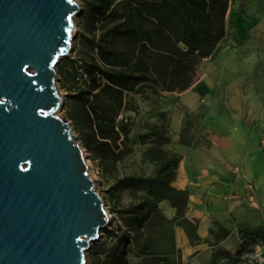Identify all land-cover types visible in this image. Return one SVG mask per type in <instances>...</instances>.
Here are the masks:
<instances>
[{
    "label": "water",
    "instance_id": "water-1",
    "mask_svg": "<svg viewBox=\"0 0 264 264\" xmlns=\"http://www.w3.org/2000/svg\"><path fill=\"white\" fill-rule=\"evenodd\" d=\"M75 0H0V264H87L110 224L84 150L59 112Z\"/></svg>",
    "mask_w": 264,
    "mask_h": 264
},
{
    "label": "trees",
    "instance_id": "trees-1",
    "mask_svg": "<svg viewBox=\"0 0 264 264\" xmlns=\"http://www.w3.org/2000/svg\"><path fill=\"white\" fill-rule=\"evenodd\" d=\"M230 1L97 0L90 5L92 24H100L98 39L91 41L97 57L70 66L75 75L90 78L89 88L79 96H85L89 104L92 134L85 142L96 159L116 165L132 152L118 144L122 136H129L126 125L119 122L129 94L144 89L156 94L183 93L201 78L204 60L213 57L226 35ZM64 70L58 67L60 74ZM159 130L157 126L153 133L162 145L169 144V135L164 137ZM159 152L154 158L149 151L143 154L144 159L160 165L155 176L130 175L117 180L118 186L139 196L118 211L124 225L107 229L106 240L93 246L94 264H132L130 254L140 259L134 264H181L176 228H185L197 239L196 226L185 218L188 193L171 186L180 158L172 152ZM163 200L176 208L173 219L161 213ZM245 236L249 246L264 241V225L246 229ZM110 240H116L111 247Z\"/></svg>",
    "mask_w": 264,
    "mask_h": 264
},
{
    "label": "rangeland",
    "instance_id": "rangeland-1",
    "mask_svg": "<svg viewBox=\"0 0 264 264\" xmlns=\"http://www.w3.org/2000/svg\"><path fill=\"white\" fill-rule=\"evenodd\" d=\"M80 3L82 11L76 17L77 30L72 42V53L69 57L62 58L57 66L59 76L58 86L64 97V106L59 115L70 123L72 132L77 136L78 142L84 150L90 176L93 178L97 192L104 200V206L109 214L110 224L102 231V240L107 238L108 231L124 225L121 214L118 211L128 208L136 202L139 195L130 189H124L117 185V180L126 176H155L160 169L157 162L144 159L143 154L149 151L150 158L158 155L159 151H167L166 145H162L159 136L153 133L155 127L160 128V133L167 137L169 135V120L167 116H161L162 102L167 97L166 93H158L150 89H144L141 93L129 94L127 107L122 111L119 122L126 125L129 136L118 142L122 149L132 152L118 161L116 165L112 162H102L96 159L94 153L89 149L85 138L92 134V128L87 111L89 104L85 96H79L82 91L90 86V78L86 75H75L70 64L75 62L81 65L82 60L90 61L96 58V50L91 42L98 39L100 35V24H92L90 5L97 0H75ZM253 17L255 24L252 28L244 29L240 18ZM247 43L243 49L244 43ZM120 41L118 42V44ZM220 53L225 54L228 62L240 60L239 68L250 75L247 89L253 93L249 98L240 100L242 117L247 124L258 126L264 131V0H231L226 15V35L219 42L217 51L213 55L215 59ZM234 63V62H233ZM202 64V73H203ZM234 65V64H233ZM63 67L64 73L60 74L58 67ZM237 68V67H236ZM80 73H82L80 71ZM189 120H185L183 139L185 142L198 141L207 143L203 131L193 132ZM122 140H124L123 143ZM89 162V163H88ZM106 168V171L103 169ZM255 191V188L253 189ZM264 206L259 205L257 215L259 218L255 223L264 221ZM256 225L234 227L229 230L216 223L215 230L211 231L209 249L207 250L203 264H264V241L247 245L245 236L246 229H253ZM116 240L109 241V247ZM94 244V245H95ZM93 245V246H94ZM246 247V248H245ZM93 248V247H92ZM92 250V249H91ZM91 250L87 252V264H94ZM130 263L140 261L134 254L129 255Z\"/></svg>",
    "mask_w": 264,
    "mask_h": 264
},
{
    "label": "crops",
    "instance_id": "crops-1",
    "mask_svg": "<svg viewBox=\"0 0 264 264\" xmlns=\"http://www.w3.org/2000/svg\"><path fill=\"white\" fill-rule=\"evenodd\" d=\"M240 22L244 29L255 24L253 17ZM242 64H227L223 53L207 58L201 78L190 89L166 93L162 102L161 112L169 120L167 149L180 158L171 186L188 193L185 218L196 226V240L185 228H176L181 264H203L216 223L229 230L264 225L254 222L259 205L264 206V131L238 113L239 99L253 96L247 89L251 77L239 68ZM186 119L193 132H204L207 143L182 142ZM159 208L169 219L176 216L168 200Z\"/></svg>",
    "mask_w": 264,
    "mask_h": 264
},
{
    "label": "bare ground",
    "instance_id": "bare-ground-1",
    "mask_svg": "<svg viewBox=\"0 0 264 264\" xmlns=\"http://www.w3.org/2000/svg\"><path fill=\"white\" fill-rule=\"evenodd\" d=\"M89 163V162H88ZM110 218H112V216H109Z\"/></svg>",
    "mask_w": 264,
    "mask_h": 264
},
{
    "label": "built area",
    "instance_id": "built-area-1",
    "mask_svg": "<svg viewBox=\"0 0 264 264\" xmlns=\"http://www.w3.org/2000/svg\"><path fill=\"white\" fill-rule=\"evenodd\" d=\"M103 235V234H102ZM102 240V237H101V239H100V241Z\"/></svg>",
    "mask_w": 264,
    "mask_h": 264
}]
</instances>
